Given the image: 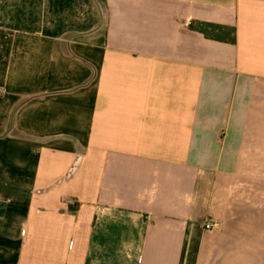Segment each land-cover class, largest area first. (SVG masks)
Listing matches in <instances>:
<instances>
[{"label": "crops", "instance_id": "0c3cea01", "mask_svg": "<svg viewBox=\"0 0 264 264\" xmlns=\"http://www.w3.org/2000/svg\"><path fill=\"white\" fill-rule=\"evenodd\" d=\"M0 264H264V0H0Z\"/></svg>", "mask_w": 264, "mask_h": 264}, {"label": "trees", "instance_id": "16d2710c", "mask_svg": "<svg viewBox=\"0 0 264 264\" xmlns=\"http://www.w3.org/2000/svg\"><path fill=\"white\" fill-rule=\"evenodd\" d=\"M189 28L191 31L204 35L208 40L231 45L237 44V29L235 27L194 21Z\"/></svg>", "mask_w": 264, "mask_h": 264}, {"label": "built area", "instance_id": "2783aa9c", "mask_svg": "<svg viewBox=\"0 0 264 264\" xmlns=\"http://www.w3.org/2000/svg\"><path fill=\"white\" fill-rule=\"evenodd\" d=\"M214 227H216V225H209V224H208V225L206 226V228H207L208 230H211V229H213Z\"/></svg>", "mask_w": 264, "mask_h": 264}]
</instances>
